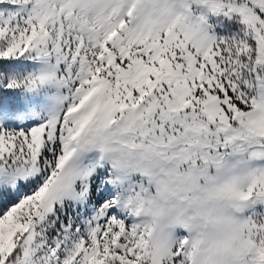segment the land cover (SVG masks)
<instances>
[{
	"label": "snow or ice",
	"instance_id": "snow-or-ice-1",
	"mask_svg": "<svg viewBox=\"0 0 264 264\" xmlns=\"http://www.w3.org/2000/svg\"><path fill=\"white\" fill-rule=\"evenodd\" d=\"M0 264H264V0H0Z\"/></svg>",
	"mask_w": 264,
	"mask_h": 264
}]
</instances>
